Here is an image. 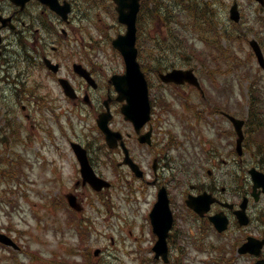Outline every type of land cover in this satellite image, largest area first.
<instances>
[{"label": "rangeland", "instance_id": "obj_1", "mask_svg": "<svg viewBox=\"0 0 264 264\" xmlns=\"http://www.w3.org/2000/svg\"><path fill=\"white\" fill-rule=\"evenodd\" d=\"M233 1L200 0L205 8V3H208L213 21L218 18L221 27L226 26L233 35H240V39L231 42V50L237 58L236 63L224 61L220 49L207 50V44L198 34L191 31L185 32L187 43H194L197 50L208 52L205 64H199V69L195 68V51L189 50L182 56L174 55L188 61L186 65L179 67L195 68L205 90L206 101L201 99L199 90L191 85L163 84L155 74V65L148 64L146 75L150 78V92L154 98L152 102L155 108L156 129L154 144L137 151L145 165L151 162L150 156L160 152L164 157V164L173 166L171 172H175L177 168L174 164L181 158L180 152L188 154L192 147L189 127L198 130L193 131L195 144L199 147L202 144L207 148L215 135L217 124L223 129H231L229 121L220 115L213 117L216 107H222V110L230 107L234 110L229 111L230 113L247 118L251 115L249 109L253 97H264V71L249 45V40L256 38L264 51V8L260 9L255 0H238L242 19L241 24L233 25L229 17ZM92 7L87 15L88 26L93 28L96 37L97 33L102 35L103 40L100 42L102 49L99 51V58L96 59L98 65L108 73L123 71L125 65L122 57L118 56L107 41L123 29L116 19L114 4L111 0H94ZM182 16L186 19L188 17L187 13H182ZM175 24L180 25L178 22ZM141 26L142 44L149 43V40L145 39H154L157 42L160 38L166 41L167 30L160 20L152 21L148 15H144ZM201 30L211 36L209 29L200 28L199 31ZM147 46L150 45L145 44V47ZM0 68L4 75L10 76L0 84V230L16 238L21 246L20 250H14L0 244V264H65L61 259H82L83 256L73 253L90 251L92 254L96 247L102 249L101 257L104 258L96 262L92 257L93 264L105 259L109 260V264H140L142 258L149 257L150 253H146V250L153 243L146 216L148 201L137 203L135 200L139 192L134 195L135 192L128 184L101 195L91 189L80 188L77 193L83 198L85 213L93 219L88 221L82 215H71L64 204L63 194L74 191V181L79 177V172L75 173L77 170L72 163L75 158L67 137L74 138V135H82L85 132L97 138L98 132L96 129L89 131L85 126L86 120L79 121L74 118L72 121L68 120L70 125L64 123L63 127L53 123V115L47 110V104L36 106L31 92L24 88L17 92L14 84L10 82L12 77L16 76V68H8L4 60L0 62ZM39 72L33 77L36 80L33 88L40 87V95L45 96L49 92L52 93L57 85L43 70ZM260 106L264 109V104ZM206 109L210 115L208 114L205 121L198 120L197 113ZM26 112L30 114V121ZM36 122V127H33ZM114 125L123 131L129 129L120 113H116ZM72 127L74 132V129L70 130ZM61 130L65 134L61 133ZM260 136L264 139V132ZM178 142L181 144L180 149L176 148ZM248 151L242 158L243 161L264 165V157L260 161L258 158L252 159L253 151ZM99 156L105 160L104 154ZM114 157L116 161L122 160L118 156ZM197 159V164L205 169L207 154L203 151ZM104 167V172L109 178L116 176L115 172L118 171L114 172L110 164ZM18 177L20 179L17 181ZM228 180L231 183L232 177ZM130 182L133 183L131 180ZM143 196L141 192V197ZM102 199L107 203L104 204ZM259 208L264 211V207ZM80 227L90 231V236L82 246L79 245L82 244L78 234ZM209 240L211 243L206 245L215 244L213 238ZM171 249L177 258L178 250L172 248V245ZM185 251L188 257V260L184 261L186 264H222L216 259V250L209 246L200 250L190 244ZM210 254L215 255L213 261L208 259ZM250 261V258L242 257L232 264H246Z\"/></svg>", "mask_w": 264, "mask_h": 264}, {"label": "flooded vegetation", "instance_id": "obj_2", "mask_svg": "<svg viewBox=\"0 0 264 264\" xmlns=\"http://www.w3.org/2000/svg\"><path fill=\"white\" fill-rule=\"evenodd\" d=\"M58 2L61 6L67 5L65 8L66 16L41 4L39 0H29L24 5L21 3L14 4L11 0H0L1 15L11 19L6 26H3L2 21H0L2 35L0 60L6 58L7 53H10V48L13 49L15 58H11L16 68V80L20 82L25 78L28 82L32 83L33 81L35 84L36 80L33 77L40 73L39 69L47 72L45 74L50 76L58 87L54 88L52 93L49 92L48 96L40 98L37 95L35 102L37 104L47 102L58 109L59 116H52V122L70 120L71 118L81 119L82 113L93 115L94 109L100 106L103 101L102 94L97 90L107 79L94 65L88 63V41H90V46H93L97 40H88L90 31L87 28V0H58ZM46 59L59 64V70L57 72L50 70L46 64ZM75 63H81L90 69L91 74L94 75L99 84L98 88H92L86 79L77 73L74 69ZM6 78V76L1 75L0 83L6 81ZM62 78H66L72 85L73 88L68 84L72 88L71 95H67L62 88L60 83ZM110 92L111 85L108 81L106 84L107 96L110 95ZM86 108L89 109V113L85 111ZM128 136L125 142L135 153V148L140 145L134 142L133 136ZM77 141L87 148L92 157L93 147L84 138L77 137ZM92 162L94 163L93 159ZM208 162L209 179L206 187H202L200 184L190 186L193 194L197 195L202 191H207L214 198L204 216L200 217L186 205V198L191 192L186 191L182 185L176 183L166 185L164 183L160 168L154 172L153 183L156 193L152 197L156 200L159 188L162 185L165 186L175 218L191 213L195 218L191 231L194 229L195 234H221L225 238L226 244L224 248L221 245L218 246V249L223 251L224 260L226 251L227 261L235 260L236 258H231L233 251H235V257H240L237 249L249 235L264 237V215L258 209L257 201L251 196L252 190L250 191V188L248 190V184L241 176L243 169L241 160L235 161L237 176L234 189L226 184L229 161L214 151L210 153ZM143 181L151 182L146 178ZM80 185L86 186L77 180L75 186L79 187ZM259 192L260 190H257L255 193L258 194ZM260 196L261 194L259 198ZM245 197H248L246 211L250 221L247 225H242L238 218V210ZM215 215H220L217 219V224L220 226L224 224V218L227 219L228 227L226 230L219 231L217 229L216 221L211 219ZM155 262L161 264V259H157Z\"/></svg>", "mask_w": 264, "mask_h": 264}, {"label": "water", "instance_id": "obj_3", "mask_svg": "<svg viewBox=\"0 0 264 264\" xmlns=\"http://www.w3.org/2000/svg\"><path fill=\"white\" fill-rule=\"evenodd\" d=\"M119 4L122 3L123 0H117ZM134 2L133 7H129V11L121 10L120 20L125 22L128 26L127 32L125 35L119 36L114 41L115 46H117L122 53L124 54L127 71L124 75H117L113 78L115 80L116 86L120 91L121 99L126 98L128 100V104L123 107V111L126 114V117L134 120L138 115V111L143 108L146 114V118H148L150 105L148 99V85L145 78L144 73L141 71L140 64L137 61V48L135 47L136 40V15L139 8V0H132ZM264 2V0H260ZM231 16L235 20H239L240 14L238 11L237 4H234L231 9ZM255 48V51L259 57L261 64L264 66V58L262 52L259 48V45L256 41L251 42ZM162 78L165 81H175V82H184L188 80L192 83H198L196 76L193 74L192 70H183V69H173L172 71L167 72L166 74H161ZM233 120V117H231ZM235 124L238 126V132L240 134V138L238 142L241 141V132L239 129V125L241 122L237 120H233ZM116 137L117 133H111L109 135ZM86 175H88L85 172ZM92 174V173H91ZM93 176V174H92ZM92 184L100 189L101 185L98 183V179L95 177L88 176ZM75 197H70V204L72 206L75 205L74 201ZM165 211L169 212L167 204L163 206L162 203H158L152 212V222L154 225V230L159 235V240L157 241L154 249L157 254L162 253L166 255L167 253V241L166 238L168 236V231L172 224V216L170 212L168 214ZM0 240L6 243H12V240L5 234L0 233ZM250 245V244H247Z\"/></svg>", "mask_w": 264, "mask_h": 264}, {"label": "trees", "instance_id": "obj_4", "mask_svg": "<svg viewBox=\"0 0 264 264\" xmlns=\"http://www.w3.org/2000/svg\"><path fill=\"white\" fill-rule=\"evenodd\" d=\"M213 31H214L215 38L218 41V42L215 41V44L219 43L221 45L222 38L227 35L226 32L218 31L216 24L213 26ZM178 47H181L184 50L187 49L188 51L189 50L194 51V50L190 49V46L183 39H181V41L178 43ZM140 50H141V48H140ZM150 50H151L150 52H146L145 49L144 50L142 49V51L140 52V54L143 56L144 60H146L147 63L155 60L156 58H159L160 56H163V50H161V47H159V46L150 47ZM226 51L227 50L225 49L224 52H226ZM155 53L157 55H154ZM194 53H196V51ZM199 56H201L200 52H199ZM146 62H144V66H146ZM157 65L159 68H165V67H167L169 65H173V64H171L170 62H165V63L160 64V61H159L157 63Z\"/></svg>", "mask_w": 264, "mask_h": 264}]
</instances>
